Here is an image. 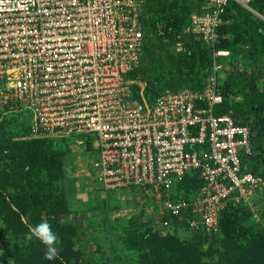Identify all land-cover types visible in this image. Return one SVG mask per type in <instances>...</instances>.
<instances>
[{"label":"built area","instance_id":"built-area-1","mask_svg":"<svg viewBox=\"0 0 264 264\" xmlns=\"http://www.w3.org/2000/svg\"><path fill=\"white\" fill-rule=\"evenodd\" d=\"M253 1L200 0L182 30L209 52L200 90L165 89L141 103L127 75L142 50L144 0H0V121L22 115L28 138L89 139L98 188H146L161 228L184 219L188 232L214 234L226 207L249 206L264 188L241 167L251 153L248 128L213 114L229 57L215 48L216 29L229 2L264 22ZM193 171L202 185L191 199L170 200Z\"/></svg>","mask_w":264,"mask_h":264},{"label":"trees","instance_id":"trees-1","mask_svg":"<svg viewBox=\"0 0 264 264\" xmlns=\"http://www.w3.org/2000/svg\"><path fill=\"white\" fill-rule=\"evenodd\" d=\"M199 4L200 0H144L142 50L137 67L127 75L134 99L151 103L165 89L200 90L211 63L209 52L192 36L182 34ZM251 7L264 17V0H254ZM221 18L215 48L227 50L229 57L223 63L239 66L240 71L224 79L219 75L225 71L218 73L222 103L213 114L229 115L248 128L251 153L241 159V167L264 181V91L256 86L258 80L264 81V22L233 2L227 4ZM178 41L182 49L175 51ZM19 120L23 124L17 131H5V125L16 118L0 121V224L8 234L22 238L20 244L4 250V256L12 264H87L76 246L78 228L60 220L67 213V202L55 190L63 175L62 159L69 139L28 138L26 125ZM83 148L92 151L89 139ZM201 185L197 173L189 172L169 199L190 200ZM137 218H130L120 240L127 251L138 252V264H206L203 245H207V254L216 255V264H264V225L253 221L246 205L226 207L217 232L210 235L188 232L184 219H170L163 229L156 218V230L148 221L138 224ZM44 221L58 236L59 255L52 261L44 259L45 246L39 240L26 239L30 229ZM178 232H188L191 237L182 240Z\"/></svg>","mask_w":264,"mask_h":264},{"label":"rangeland","instance_id":"rangeland-1","mask_svg":"<svg viewBox=\"0 0 264 264\" xmlns=\"http://www.w3.org/2000/svg\"><path fill=\"white\" fill-rule=\"evenodd\" d=\"M175 48L174 45V50ZM223 71L225 73L219 75L221 79L240 71V67L223 65ZM256 86L257 89L264 91L263 80H258ZM5 118H16L17 120L5 125V131H17L22 123L19 119H23L22 115ZM68 139L66 153L62 159L63 175L57 181L55 190L57 193H62L67 202V213L60 217L61 222L74 224L78 228L79 233L75 241L82 262L87 264H138V252L127 251L120 239L122 229L130 225L128 222L134 216H138V224L148 221L153 229L158 230L150 192L139 189L112 192L101 190L89 176L90 162L94 158L93 153L89 150L85 151L82 145L75 144L76 137ZM247 207L253 221L263 227L264 188L254 195ZM177 235L182 240L191 237L188 232H178ZM21 242V237L8 234L0 224V264H12L4 256V250L11 249ZM201 251L205 252L202 260L206 264H216V255L206 253L207 245H203Z\"/></svg>","mask_w":264,"mask_h":264},{"label":"clouds","instance_id":"clouds-1","mask_svg":"<svg viewBox=\"0 0 264 264\" xmlns=\"http://www.w3.org/2000/svg\"><path fill=\"white\" fill-rule=\"evenodd\" d=\"M33 238L39 240L45 246L44 259L52 261L58 257V236L53 232L48 222H40L30 229L26 239L31 241Z\"/></svg>","mask_w":264,"mask_h":264}]
</instances>
